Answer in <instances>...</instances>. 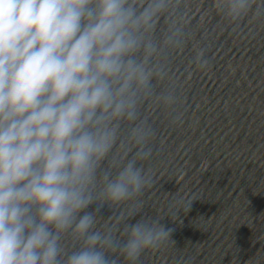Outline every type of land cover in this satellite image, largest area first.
Wrapping results in <instances>:
<instances>
[{"label":"clouds","instance_id":"9594fccd","mask_svg":"<svg viewBox=\"0 0 264 264\" xmlns=\"http://www.w3.org/2000/svg\"><path fill=\"white\" fill-rule=\"evenodd\" d=\"M182 3L0 0V264H137L175 243L164 217L129 220L152 185L141 162L156 129L143 106L183 119L171 71L189 39ZM212 5L233 25L264 20V0ZM206 51L194 48L201 70ZM194 200L174 197L186 213ZM125 203L124 239L116 226L97 228L102 208Z\"/></svg>","mask_w":264,"mask_h":264},{"label":"water","instance_id":"95a60500","mask_svg":"<svg viewBox=\"0 0 264 264\" xmlns=\"http://www.w3.org/2000/svg\"><path fill=\"white\" fill-rule=\"evenodd\" d=\"M181 10L189 39L171 71L183 119L173 125L166 110L143 106L156 129L152 156L141 162L152 185L129 220L164 217L175 243L146 250L137 264H264V20L230 24L212 0H183ZM195 47L206 48L207 70L191 62ZM174 197L196 200L186 213ZM127 212V203L105 206L97 228L116 226L124 239ZM62 243L70 251L76 242Z\"/></svg>","mask_w":264,"mask_h":264}]
</instances>
